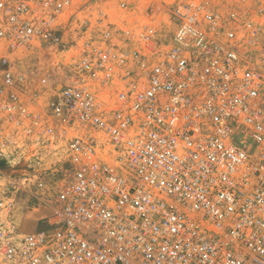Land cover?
<instances>
[{
  "label": "built area",
  "instance_id": "built-area-1",
  "mask_svg": "<svg viewBox=\"0 0 264 264\" xmlns=\"http://www.w3.org/2000/svg\"><path fill=\"white\" fill-rule=\"evenodd\" d=\"M92 1L102 39L50 105L72 165L55 226L0 219V264H264V9L231 23L182 1L167 30L156 11L128 21L127 0ZM71 6L0 0V44L52 51ZM31 79L0 72V140L39 123Z\"/></svg>",
  "mask_w": 264,
  "mask_h": 264
},
{
  "label": "rangeland",
  "instance_id": "rangeland-1",
  "mask_svg": "<svg viewBox=\"0 0 264 264\" xmlns=\"http://www.w3.org/2000/svg\"><path fill=\"white\" fill-rule=\"evenodd\" d=\"M182 1H208L231 23L236 19L259 20L260 10L264 9V0H127L130 5L127 15L132 17L128 21H139L144 17L138 13L153 10L156 11L153 22L172 30L171 9ZM103 5L92 0H72V6L60 21L59 43L52 51L42 47L31 51L9 50L0 44V72L9 69L31 75L28 88L35 90L37 97H33L30 110L41 115L38 124L27 118L0 140V219L9 217L21 231L55 226L51 205L72 165L67 141L59 139L55 131L47 130L53 124L50 105L68 83L67 75L72 73L70 65L74 64L72 58L78 61L86 43L102 39L100 31L105 23L98 25L96 21ZM136 5L138 10L131 9ZM1 57H7V62L3 63ZM44 79L46 83H42ZM39 182L44 183L43 191H38Z\"/></svg>",
  "mask_w": 264,
  "mask_h": 264
}]
</instances>
